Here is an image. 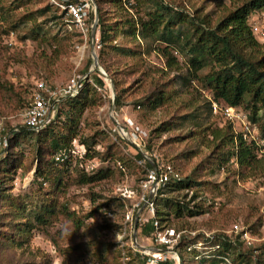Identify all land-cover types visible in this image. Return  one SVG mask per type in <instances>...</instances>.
Here are the masks:
<instances>
[{"label":"rangeland","instance_id":"rangeland-1","mask_svg":"<svg viewBox=\"0 0 264 264\" xmlns=\"http://www.w3.org/2000/svg\"><path fill=\"white\" fill-rule=\"evenodd\" d=\"M92 1L95 10L89 14L88 24H93L96 15L97 30L92 39L89 28L85 39L50 0H0V138L6 140L0 142V264H118V260L122 264L121 244L126 247V257L129 251L134 253L128 248L133 237L126 216L131 223L142 212L139 219H150L141 204L137 210L132 207L139 201L148 169L136 158L137 153L157 166H171L182 178L201 183L203 214L181 219L170 216L167 227L218 233L232 243L228 253L232 264L233 259L243 260L248 255V264H264V177L242 178L243 171L235 158L228 160L229 151L235 149L216 146L207 132L230 124L213 115L207 104L214 101L210 76L221 67L205 56V65L196 77L191 79L187 72L191 58L188 49L195 42L191 37L192 23L207 17L213 29L225 14L250 0H121L123 11L114 0ZM161 3L170 11H165L169 13L156 36L143 38L137 33L132 37L126 33L127 20L147 22ZM178 15L184 16L186 22L174 27V38L166 43L162 39L166 21ZM99 16L105 27L116 31L112 33L113 41L104 47L99 42ZM248 25L254 39L264 44V9L253 11ZM254 26L260 34H254ZM113 47L123 49L124 54ZM166 48L178 61V68L165 67L161 51ZM93 52L99 70L109 80L93 69ZM258 53L253 58L252 51L243 50V55L252 61L260 58ZM73 75H87V82L95 89V101L83 113L78 137L93 139L99 155L93 160L72 158L61 171L36 179V136L9 142L11 131L22 128L20 113L39 82L63 88ZM95 77L104 82L103 87L95 85ZM111 83L122 103L113 110ZM158 94H163L164 103L152 110L146 98L154 99ZM60 107L65 111L64 101ZM238 109L246 114L249 129L258 132L263 144L256 146L257 154L264 156V137L258 123L250 120L245 105ZM111 113L138 150L122 139ZM263 116L264 111H260L258 117ZM56 119L62 123L64 117ZM56 125L57 131L61 124ZM162 125L172 129L159 133ZM231 126L235 135L239 133L238 126ZM18 163L19 168H14ZM7 167L10 171H2ZM106 169L113 172L110 178L81 183L82 172L92 175ZM56 175L61 179L59 184ZM40 207H52L54 214L46 225H35L28 231L25 224L34 223ZM106 212H111L112 217H107ZM235 226L247 230L252 240H242L240 232H233ZM136 238L142 247H155L151 235L144 237L138 229ZM180 250L181 264L182 260L191 264L193 256L181 247Z\"/></svg>","mask_w":264,"mask_h":264},{"label":"trees","instance_id":"trees-1","mask_svg":"<svg viewBox=\"0 0 264 264\" xmlns=\"http://www.w3.org/2000/svg\"><path fill=\"white\" fill-rule=\"evenodd\" d=\"M116 7L122 9L121 0H114ZM50 7V6H49ZM264 9V0H250L244 3L242 6L229 11L225 14L212 29L208 26V18L200 19L196 23H192V34L195 42L188 49L191 54L189 59V69L187 70L188 76L192 79L196 77L198 71L204 67L205 56L211 57L217 65H220V69L210 76L209 88L213 93L214 101L225 106L240 108L245 105L250 111V120L253 123H258V130L264 137V116L263 119L258 117L260 111H264V44L258 43L254 36L250 26L248 25V19L250 14L255 10ZM170 9L161 4H157L154 13L150 16L147 22L142 20L129 19L125 22L127 28L126 33L132 37H136L137 33L142 37L146 35L156 36L158 30L162 27L166 15ZM100 10L98 9V12ZM63 14L66 15L64 11ZM161 12V13H160ZM160 13V14H159ZM68 17V16H67ZM69 18V17H68ZM70 19V18H69ZM192 21V20H191ZM186 19L182 15L169 17L166 21V26L163 32V41L168 43L173 37V29L175 26L183 24ZM98 27L100 28L99 42L101 45L107 46L111 40L113 41V31L110 27H105L102 19L99 16ZM102 27V28H101ZM116 32V31H115ZM143 37V38H144ZM174 38V37H173ZM166 44V47H169ZM120 54H124L123 49L113 47ZM248 49L253 52V58L255 52H259V59L255 61L247 59L243 55V50ZM161 57L165 59V67L168 69L178 68V61L169 53V49L161 51ZM209 79V80H210ZM89 77L84 79L83 85L79 93L73 97L64 101L66 109L59 108L58 116H63L64 119L60 123L57 119L46 126L43 130L34 132L28 131L24 128H20L17 133L9 139V142H16L21 137L34 135L36 136V168L34 172V178L46 179V176L52 175L54 171H61L64 167L69 165V162L57 163L54 160V156L63 151L71 149L72 142L76 140L79 145L85 148V158L87 160H93L99 153L94 149L96 142L93 139H82L78 137L79 125L83 113L88 106L94 103L95 98L93 93L95 89L87 82ZM95 85L99 87L104 86V82L95 77ZM46 84V83H45ZM46 86L50 89L54 87ZM94 86V85H93ZM115 108L121 106V95L116 91L115 87ZM246 98H248L246 100ZM149 101L148 106L153 110L163 105L165 97L163 94H158L156 97L146 98ZM224 104H222V103ZM209 110L211 112V104L207 102ZM57 124H61V127L56 131ZM61 129V130H60ZM172 129L170 125H162L158 129V132H168ZM208 130V129H207ZM212 138L211 142H214L216 146L234 148V151H229V158H235L236 164L243 171L242 178H247L255 175L264 177V156L257 154V147L242 139L240 134L235 135L232 126L226 125L222 129H211L207 131ZM125 146V142L122 141ZM136 158L140 160L146 168L151 169V165L144 159V157L137 153ZM122 162V159H119ZM20 163L15 165L14 168H19ZM60 167V168H59ZM2 164L0 163V169ZM147 169V170H148ZM2 171H10L7 167ZM6 173V172H5ZM112 171L109 169L99 170L95 174L88 175V173H81L82 184H92L108 179L112 176ZM59 174V172H58ZM147 171L145 174L146 180ZM59 184L60 177L56 175ZM201 183L196 182L190 177L182 178L180 181L168 182L158 192V196L155 201L156 205V219L159 223L160 230L167 228L169 217L175 219H181L183 217L195 218L203 214L204 206L199 196V188ZM0 184V195H1ZM2 201L5 200L4 196L1 197ZM66 215L71 217L67 211ZM63 212V214L65 213ZM54 214L52 207H40L39 211L33 217L34 223L29 222L25 224L28 231L35 228V225H46L48 218H51ZM90 214L88 217H91ZM79 227V225H78ZM153 231V225L150 222H146L144 225H138V232L144 237L150 235ZM221 244V250L217 253L222 255L224 253H230L233 249L232 243L229 239L218 241ZM182 247V246H181ZM127 264H144V260L141 259L138 253H127ZM180 257L183 259V251L180 250ZM251 257L248 255L246 258L233 259L234 264H248ZM186 261L182 260V264H186ZM190 261L187 262L189 264ZM118 264H120L118 260ZM191 264H218L216 259H201L194 261L192 259Z\"/></svg>","mask_w":264,"mask_h":264},{"label":"built area","instance_id":"built-area-1","mask_svg":"<svg viewBox=\"0 0 264 264\" xmlns=\"http://www.w3.org/2000/svg\"><path fill=\"white\" fill-rule=\"evenodd\" d=\"M50 1L66 13L72 24L82 31L84 34L83 36L86 39L87 31L92 26V24H88L89 14L95 10L92 0ZM122 1L125 2L126 0ZM252 29L254 34H260V31L256 26L252 27ZM86 77L87 75H73L65 87L54 89L48 88L44 82H39L36 91L30 98V102L22 110V113H20L21 127L28 131L38 132L53 123L58 117L61 103L68 98L75 97L79 93ZM211 112L215 116H221L225 122H228L233 126H238L240 131L239 133H236V135L240 134L243 140L248 141L255 146L263 144L257 137L258 132L256 129H249L250 125L246 114L238 108L221 105L212 101ZM17 132V130L15 132L11 131L12 134ZM0 142L5 143L6 140L4 139V141H2V138H0ZM85 153L84 146L79 145L74 141L71 149L57 153L54 156V160L57 163H65L71 161L72 158L83 159ZM87 169L92 170L93 167ZM180 180V174L169 165L157 166V171L153 168L147 170L146 180L141 183V195L139 201L132 207L134 211V209L136 208L135 210H137L138 206L141 204L142 211H146L150 215V219H139L143 213L141 211L142 213H139L137 218V226H142L150 220L153 225V231L150 235L155 242V247H144L143 250H140L133 245V240H131V247L128 248L133 252L138 253L141 259L144 260V264H181V246L184 252L188 255H192L193 259L196 261L212 258L216 259L218 264H232L228 253L222 255L217 254L221 250V244L218 242L219 239H225L218 235V233L206 232L204 230H187L185 228L178 230L173 227H167L164 230H160L158 220L156 219L155 205L158 192L168 182H176ZM105 215L107 217H112L111 212H106ZM126 219L130 221L133 236L134 223H131V218L129 216H126ZM263 220L264 218L262 221ZM233 232L235 234L240 232L239 235L241 239L246 243L252 240L247 230H242L235 226ZM126 233L127 232L124 230L123 236H125ZM226 236L230 238L229 234H226ZM153 248H162L165 249V251H153ZM120 251L122 264H127V257L125 256L126 247L122 244Z\"/></svg>","mask_w":264,"mask_h":264},{"label":"water","instance_id":"water-1","mask_svg":"<svg viewBox=\"0 0 264 264\" xmlns=\"http://www.w3.org/2000/svg\"><path fill=\"white\" fill-rule=\"evenodd\" d=\"M93 2V1H92ZM94 4V3H93ZM96 30H97V18H96V15H95V19L93 21V24L91 26V38H95V35H96ZM93 69L95 71H98L100 72L107 80H109V77H107L105 75V73H103L102 71L99 70V66H98V61H97V58L93 52ZM110 88H111V91H112V110L114 109V100H115V94H114V88H113V84L111 83L110 84ZM113 112V111H112ZM112 121L115 123V125L119 128L121 134H122V139L131 147H133L134 149L138 150V146L133 142V140L131 138H129L127 136V133L125 131V127H123L122 125L119 124V122L117 121V119L115 118V116L110 115ZM141 154V153H140ZM144 159L151 165V167L157 171V166L155 165V163L153 161H151L150 159H148L145 155L141 154ZM138 218V217H137ZM137 218L135 219L134 221V226H133V245L137 248V249H140V250H143L144 247L138 245L137 243V229H138V226H137ZM153 251H165V249H162V248H153L152 249Z\"/></svg>","mask_w":264,"mask_h":264}]
</instances>
